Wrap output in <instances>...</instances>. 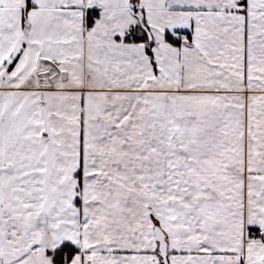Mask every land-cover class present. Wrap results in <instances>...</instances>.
I'll return each instance as SVG.
<instances>
[{
	"label": "snow or ice",
	"instance_id": "obj_1",
	"mask_svg": "<svg viewBox=\"0 0 264 264\" xmlns=\"http://www.w3.org/2000/svg\"><path fill=\"white\" fill-rule=\"evenodd\" d=\"M0 264H264V0H0Z\"/></svg>",
	"mask_w": 264,
	"mask_h": 264
}]
</instances>
